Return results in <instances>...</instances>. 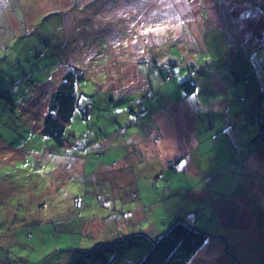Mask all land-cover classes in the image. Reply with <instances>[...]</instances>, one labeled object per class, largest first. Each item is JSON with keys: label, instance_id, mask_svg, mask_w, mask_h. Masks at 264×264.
Returning <instances> with one entry per match:
<instances>
[{"label": "rangeland", "instance_id": "1", "mask_svg": "<svg viewBox=\"0 0 264 264\" xmlns=\"http://www.w3.org/2000/svg\"><path fill=\"white\" fill-rule=\"evenodd\" d=\"M261 1L0 0L2 256L10 253L20 264L18 256L23 254L27 262L22 264H32L29 261L41 262L54 250L58 262L70 248L86 245L85 239L91 245L106 242L118 229L130 230L138 222L158 234L177 217L191 214L193 224L210 236L190 264H264V224L251 218L255 207L264 209V156L250 162L254 186L245 206L247 198L238 195L242 187L236 184L237 169L229 168L230 142L220 125L229 123L235 136L243 128L239 140L255 137L264 97L259 108L250 102V94L242 95L244 80L236 82L239 91L232 84L231 92L218 97L225 103L214 101V106L225 110L232 103L237 112L242 106L250 108L239 118L219 110L199 114L197 121L205 127L197 149L190 141L192 132L202 130L197 122L193 125L197 111L185 103L190 99L179 98L184 93L181 82L188 72L195 75L191 64L208 54L225 57V48L220 51L211 39L209 49L190 44L202 42L207 19L219 27L236 26L239 39L252 23H261L260 16L246 15ZM214 32L219 30L207 31L208 37L218 36ZM236 54L238 46L232 50ZM215 57L213 64L218 63ZM73 65L82 69L83 77L66 136L79 147H61L42 132L44 107ZM171 65L174 72L167 79ZM227 65L229 70L222 71L235 77L233 65ZM251 67L245 69L247 77L255 69L263 73L264 55L259 53L255 69ZM199 95L205 101L216 96L204 90ZM88 103L94 112L87 117L83 111ZM140 104L147 108L138 111ZM210 134L216 135L215 141L207 138ZM136 138L140 149L131 153L129 144ZM252 143H261L264 151V137ZM101 149L108 155H101ZM37 215L50 220L40 219L44 221L39 225L32 221ZM82 217L95 219L85 234ZM6 263L12 260L5 257ZM48 263L53 264L51 257Z\"/></svg>", "mask_w": 264, "mask_h": 264}, {"label": "trees", "instance_id": "2", "mask_svg": "<svg viewBox=\"0 0 264 264\" xmlns=\"http://www.w3.org/2000/svg\"><path fill=\"white\" fill-rule=\"evenodd\" d=\"M258 4V2L256 3ZM258 8H251L249 9L248 13L246 15L249 16V14H252L253 16H259L261 15V31H262V37H264V19L262 20V16H264V1H261ZM233 8V7H232ZM230 8V10H232ZM205 15H207L205 13ZM259 24V23H258ZM259 25V26H260ZM206 28L204 29V37L202 39V42L194 41L190 44L194 45H201L205 46L207 49L210 47V39L211 42L216 41L217 43L215 45H220L219 50L224 47L225 51V57H221V59H218L217 56H211L210 54L206 55V57L203 58L201 61L200 59H197V61L194 62V64H191L193 69L196 71L195 75H190V72H188V77L184 79V81L181 82L180 86L183 88V95L179 98L181 99H190V101H185L187 105L191 104L192 109L197 111V115H194V112L192 114L193 119L197 124H199V127L202 128L198 133L204 134V125L199 123L197 121V118L199 114H201L203 111H215L213 109H207V105L209 103H213L218 99V97L221 98L222 92H219V88L216 86L215 82L213 81V75L218 74L221 78L223 86L230 91V86L234 84L235 91H239L238 83L240 80H244L245 83L244 88L242 90V95L245 93L250 94V102L257 105L259 108L263 106L262 99L264 97V71L263 73H260L257 69L254 68L255 61L259 57V53L264 55V41L259 40L258 43H252L254 41H246L249 37L253 36L251 27H249L250 31L245 32L243 37H239V39L236 38V35L234 34V31L236 30V26H231L225 24L223 27H219L215 22H213L210 18L207 19L206 22ZM211 29L219 30V32H214L215 34H218V36H209L207 34V31H210ZM251 33V34H250ZM242 36V35H241ZM211 37V38H210ZM238 46V52L239 54L232 55V50H236V47ZM230 48L232 49L230 51ZM215 57L218 63L215 62L213 64V59ZM220 57V56H219ZM236 57V58H234ZM238 59V60H235ZM245 63H249V66H245ZM227 64L233 65V72L236 74L235 77H233L230 74H225L221 68L225 67L227 68ZM189 65V64H188ZM172 66V65H171ZM250 66H252L255 71H252V76H246V71L250 70ZM156 68H159L155 66ZM230 67V66H228ZM251 67V68H252ZM174 72V66L169 67V75L165 78L169 79L171 77V73ZM229 69H225V71H228ZM264 70V69H263ZM159 72V71H158ZM246 79H243L244 77ZM170 76V77H169ZM195 76V79L192 77ZM83 77V71L82 69L77 66L73 65L70 69L64 74L62 81L57 85V87L52 92L51 96L48 97L47 107L45 106L44 109L46 110V116L43 119V125H42V132L45 135L50 136L54 143L61 147H71L76 146L79 147L78 144L73 143L68 139L66 136V129L68 125L71 123L75 110L78 106V90H77V83L78 81ZM253 83L251 82V78H253ZM171 79V78H170ZM260 84L258 86L257 84ZM229 84V85H228ZM263 86V88H262ZM211 92V95L215 96L213 98V101H205L203 100L199 93L202 91ZM227 91V92H228ZM254 97V99H253ZM147 99V98H145ZM240 99L241 96H240ZM147 107H144L140 104L138 107V111H143ZM242 109L237 112V110L232 107V103L227 104V113L230 114L234 113L235 115H238V118L242 116V113L246 111L249 106L245 107L242 106ZM233 109V111H231ZM134 111V110H133ZM94 112V106L92 103H88V106L83 111V116H87L89 114H92ZM136 112V111H135ZM226 113V114H227ZM258 122H260V130L255 135V137H243L241 140L238 139L239 136L242 135V129H239V133L236 135L237 142L236 144L240 145L242 148L241 151H237L238 146H234V149L236 151L232 152L230 151L231 156L227 157L229 159V168L230 170H236V167L239 166L237 163L245 161L247 162L249 156L251 153L257 151L259 146L261 145L256 143H252V141H255L256 139H259L260 137H264V115H257ZM225 125V121H223L222 124ZM239 126H236L238 128ZM202 131V132H201ZM214 135V134H213ZM103 136H100L97 141L99 142ZM216 137V135H214ZM256 138V139H254ZM211 141V139H210ZM215 141V140H214ZM244 143V144H243ZM250 143L252 146L248 145ZM75 144V145H74ZM103 143H99V146H102ZM103 152V153H102ZM107 150L101 149L100 154L104 155ZM105 154V155H106ZM241 155V159H238L237 157ZM80 157V156H78ZM112 161V160H111ZM109 163L108 161H106ZM105 162V163H106ZM237 162V163H236ZM104 163V161H102ZM83 170L85 171V161L83 163ZM236 172V171H234ZM246 174V173H245ZM163 176V173H160L157 177L161 178ZM238 179V178H237ZM252 181V180H251ZM239 183V190L245 191L249 189V183L250 180L248 177H246L245 181H241L238 179ZM247 188V189H246ZM242 194L241 192L238 193V195ZM237 195V194H236ZM81 196L76 197V201L80 202ZM145 210V208L143 209ZM204 211V210H202ZM125 212V211H124ZM264 212V209H263ZM117 213V212H116ZM123 213V212H122ZM121 213V214H122ZM191 214H187L188 217H177L176 221H174L169 228L164 231L156 234L153 227L150 225H145L144 227H139V225L142 223L138 222L135 223L134 227L132 229H118L117 233L113 234V237L111 236L110 240L103 242V241H96L91 245V243H88V240H86V245H80L76 248H70L71 251L68 254H63L58 256V262L54 261L53 253L54 250L49 252L48 256L42 260L41 262H34L29 261L32 264H49L48 258H52L53 264H190L194 258L197 256L199 251L201 250L202 246L206 243L208 240L210 233L207 230L199 229L193 222L196 220L192 219L190 217ZM82 216L81 214L78 215V217ZM3 218H6V216H2ZM73 218L72 216H70ZM77 217V218H78ZM103 217V216H102ZM102 217H96V219H102ZM103 218L107 221V215H105ZM40 219H48V218H41L40 216H36L32 219V221L37 220L38 224H42L44 220ZM76 218H73L75 220ZM82 220L83 224V233L85 234V227L88 225H92L93 221L95 219H89L86 220L85 217L79 218ZM188 219V220H187ZM189 219L193 221H189ZM50 220V219H48ZM60 222V221H58ZM151 222V221H150ZM92 223V224H91ZM134 224V222H132ZM38 225V226H39ZM37 227V226H36ZM32 227H28V230L26 234L29 236L32 234L30 232V229ZM153 229V230H152ZM17 237L20 238L18 235V232L16 231ZM15 234V236H16ZM110 236V235H108ZM33 237V236H32ZM29 237L25 236V244H29L27 242V239ZM109 238V237H107ZM0 241L2 242V238H0ZM82 242V240H81ZM82 244V243H81ZM4 249V248H3ZM2 247H0V264L4 262V258L7 257L12 260V264H16L14 262V259L10 257V253H8L7 256H2ZM12 253V251H11ZM13 254V253H12ZM11 254V255H12ZM23 254H20L18 256V259L20 260V264H22L23 261H26L23 259ZM75 256V257H74ZM74 257V258H73ZM73 258V259H72ZM72 259V260H71ZM27 262V261H26ZM239 263V262H238ZM9 264V263H6Z\"/></svg>", "mask_w": 264, "mask_h": 264}, {"label": "crops", "instance_id": "3", "mask_svg": "<svg viewBox=\"0 0 264 264\" xmlns=\"http://www.w3.org/2000/svg\"><path fill=\"white\" fill-rule=\"evenodd\" d=\"M261 15H262V13L261 14H259V16H260V18H261ZM256 21H258V20H256ZM262 23V22H261ZM261 23H259L258 24V22H256L255 24L254 23H252L251 24V30H252V34L251 35H253V36H251V37H249L246 41H254V42H252V43H255V42H259V41H256V40H259L260 38H262V31H261ZM260 25V26H259ZM224 26V25H223ZM222 26V27H223ZM213 81L215 82V84H216V86L220 89L219 90V92H222V96L223 95H225L226 93H227V91L229 90H227L224 86H223V84H222V81H221V78H220V76L218 75V74H214L213 75ZM221 82V83H220ZM225 100V99H224ZM222 101L221 99H218V100H216V102H218V103H220L219 105H221V104H223V103H225V101ZM228 104V103H227ZM215 104H213L212 102L211 103H209L208 105H207V109H213V110H219L220 112H225V114L227 113V108L224 110V109H221V108H219L218 106L216 107V106H214ZM257 106V105H256ZM231 113V112H230ZM194 122H195V120L193 121V125H194ZM231 124H233V123H231ZM192 125V126H193ZM240 124L239 123H237V126H239ZM229 123H225V125H223V127H224V129L226 130L225 131V133L227 134V139L229 140V142H230V151L232 152L231 154H233V152L234 151H236L235 149H234V146H238V148H237V151H241L242 152V148H241V146L240 145H238V144H236V142H237V138H236V136L233 134V133H231L230 132V129H229ZM193 130V129H192ZM192 130H191V132H192ZM196 131H194V132H192L191 133V146L192 147H194L195 149H197L198 147H200L201 145H202V141H203V138H202V134H200V133H198V132H196ZM137 137H140V138H143V134L142 133H137V134H135ZM208 136H210V137H207V138H210L211 139V141H214L215 140V137H214V135L213 134H210V135H208ZM161 137H164V136H162L161 135ZM146 138V140H147V137H145ZM158 139H160V137H158ZM174 139H176V138H174ZM130 143V142H129ZM214 146V145H213ZM140 149V144L137 142V138L135 139V140H132V142L129 144V152H131V153H134V151H138ZM103 153V152H102ZM230 154V153H229ZM228 154V155H229ZM231 154L229 155V156H231ZM241 155L242 154H240L237 158L238 159H241ZM264 156V151H263V149H260V148H258L257 149V151H255V152H253V153H251L250 154V156H249V158H248V160H247V162L245 161L244 163H242V162H236L239 166H237L236 167V169H237V171H236V178H238L240 181H241V183H242V181H245L246 180V177H248L249 178V180H250V183H249V189H248V192H247V190H245V191H241V193L242 194H240L239 195V197H242V198H244V197H246L247 198V201L246 202H244V205L245 206H247V204H248V197H247V195H249V193H250V187H253L254 185H253V182L254 181H251V180H253V177H254V175H253V173L255 172L254 171V168L251 166V164H250V162H251V160H253V157H255V156ZM228 156V157H229ZM198 171H199V169H197ZM263 172H264V169L261 171V173H262V175L264 176V174H263ZM246 173V174H245ZM234 177H235V174H232ZM158 176V175H157ZM263 179V181H264V178H262ZM262 188L264 189V187H263V185H262ZM247 189V188H246ZM262 193L264 194V191H262ZM261 192H259L258 194H259V196H261V194H262ZM236 195V194H235ZM208 200H211L212 201V199H208ZM258 200V199H257ZM256 204V202L254 203V205ZM262 204H264V202L262 203ZM217 208V205L214 203V205H213V210L214 209H216ZM260 209L261 208H259V207H255V213L254 214H252L251 215V218H252V216H253V220L257 223V225L258 224H264V212H262V211H260ZM261 210H263V209H261ZM215 212V211H214ZM239 218H240V216H239ZM247 218L248 219H250V213H248V215H247ZM264 227V226H263Z\"/></svg>", "mask_w": 264, "mask_h": 264}, {"label": "built area", "instance_id": "4", "mask_svg": "<svg viewBox=\"0 0 264 264\" xmlns=\"http://www.w3.org/2000/svg\"><path fill=\"white\" fill-rule=\"evenodd\" d=\"M173 71V70H172ZM162 176V175H161Z\"/></svg>", "mask_w": 264, "mask_h": 264}]
</instances>
